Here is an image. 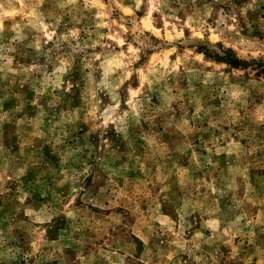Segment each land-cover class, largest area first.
Here are the masks:
<instances>
[{
    "label": "clouds",
    "instance_id": "clouds-1",
    "mask_svg": "<svg viewBox=\"0 0 264 264\" xmlns=\"http://www.w3.org/2000/svg\"><path fill=\"white\" fill-rule=\"evenodd\" d=\"M0 264H264V0H0Z\"/></svg>",
    "mask_w": 264,
    "mask_h": 264
}]
</instances>
